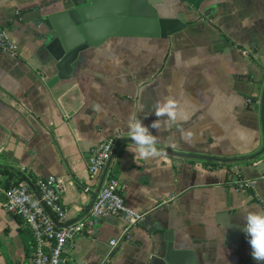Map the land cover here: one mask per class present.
I'll use <instances>...</instances> for the list:
<instances>
[{
    "label": "crops",
    "instance_id": "1",
    "mask_svg": "<svg viewBox=\"0 0 264 264\" xmlns=\"http://www.w3.org/2000/svg\"><path fill=\"white\" fill-rule=\"evenodd\" d=\"M151 1L160 16L176 15L175 0ZM217 1L209 18L190 14L168 38L107 39L72 79L50 87L54 69L38 58L19 15L59 0H0V31L17 46L15 57L0 51V186L24 181L35 191L37 179H62L70 224L87 217L112 176L126 209L143 216L112 249L127 222L105 217L93 237L69 245L63 264H159L165 232L197 264H257L243 225L246 214L264 212V0ZM165 98L188 119L156 117ZM132 118L160 120L149 132L161 155L137 154ZM108 139L115 146L106 170L90 178L89 154ZM242 180L253 187L237 191ZM4 203L0 196V264H31V233Z\"/></svg>",
    "mask_w": 264,
    "mask_h": 264
},
{
    "label": "water",
    "instance_id": "2",
    "mask_svg": "<svg viewBox=\"0 0 264 264\" xmlns=\"http://www.w3.org/2000/svg\"><path fill=\"white\" fill-rule=\"evenodd\" d=\"M211 1L175 0L172 9L176 15L162 17L151 0H59L54 6L23 11L19 20L34 36L33 45L42 64L54 69L49 82L52 87L72 79L84 55L107 39L168 38L187 27L190 14L209 18L215 9ZM262 153L252 159L262 158ZM164 241L167 245L159 264H197L192 251L182 243L174 245L171 232L164 233Z\"/></svg>",
    "mask_w": 264,
    "mask_h": 264
},
{
    "label": "built area",
    "instance_id": "3",
    "mask_svg": "<svg viewBox=\"0 0 264 264\" xmlns=\"http://www.w3.org/2000/svg\"><path fill=\"white\" fill-rule=\"evenodd\" d=\"M0 51L15 57L17 46L0 31ZM115 141L108 139L95 146L88 157L87 171L95 178L105 171ZM237 191H246L253 182L238 181ZM35 191L21 181L8 190L0 186V196L4 197V210L7 214L23 220L34 241V254L31 264H63V256L69 245L79 236L93 237L100 222L107 216L120 215L127 222V228L119 239L110 241L112 248L122 239L129 238V229L143 220L124 205L122 188L112 176L105 177L101 188L89 210L87 217L73 223H66V213L62 205L64 181L56 177L37 179ZM35 195L37 197L35 198Z\"/></svg>",
    "mask_w": 264,
    "mask_h": 264
},
{
    "label": "clouds",
    "instance_id": "4",
    "mask_svg": "<svg viewBox=\"0 0 264 264\" xmlns=\"http://www.w3.org/2000/svg\"><path fill=\"white\" fill-rule=\"evenodd\" d=\"M156 117L164 116L168 121L176 122L177 118L188 119L187 114L180 112L176 102L171 98L158 100L154 106ZM149 127L160 128V120L157 119L150 126H144L142 121L132 118L128 124V135L136 145V152L141 158H148L162 154V150L156 148L154 135L149 132ZM185 138L190 134H184ZM243 232L251 246V256L260 264L264 261V212L248 213L244 216Z\"/></svg>",
    "mask_w": 264,
    "mask_h": 264
},
{
    "label": "trees",
    "instance_id": "5",
    "mask_svg": "<svg viewBox=\"0 0 264 264\" xmlns=\"http://www.w3.org/2000/svg\"><path fill=\"white\" fill-rule=\"evenodd\" d=\"M16 183H12L10 186H9V188L12 186V185H15ZM7 188V187H6ZM9 188H7V189H5V190H8Z\"/></svg>",
    "mask_w": 264,
    "mask_h": 264
},
{
    "label": "rangeland",
    "instance_id": "6",
    "mask_svg": "<svg viewBox=\"0 0 264 264\" xmlns=\"http://www.w3.org/2000/svg\"><path fill=\"white\" fill-rule=\"evenodd\" d=\"M166 15H168V14H166ZM166 15H165V13H162V15H161V16H162V17H164V16H166ZM166 17H167V16H166Z\"/></svg>",
    "mask_w": 264,
    "mask_h": 264
}]
</instances>
